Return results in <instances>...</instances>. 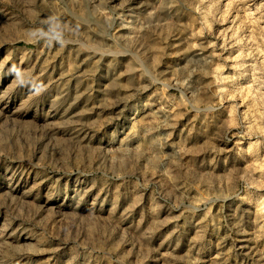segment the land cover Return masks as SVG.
Listing matches in <instances>:
<instances>
[{
    "label": "rangeland",
    "instance_id": "374dc122",
    "mask_svg": "<svg viewBox=\"0 0 264 264\" xmlns=\"http://www.w3.org/2000/svg\"><path fill=\"white\" fill-rule=\"evenodd\" d=\"M0 264H264V0H0Z\"/></svg>",
    "mask_w": 264,
    "mask_h": 264
},
{
    "label": "clouds",
    "instance_id": "9594fccd",
    "mask_svg": "<svg viewBox=\"0 0 264 264\" xmlns=\"http://www.w3.org/2000/svg\"><path fill=\"white\" fill-rule=\"evenodd\" d=\"M61 25L58 20H56L54 23H51L48 27V30L45 31L43 28H36L29 32L30 37L33 39L39 40V39H46L47 43L49 45L52 44L53 40L63 44V40L61 39L62 32L60 31ZM10 73L14 74L15 77V83L17 86H28L29 85V79L28 77L18 68L13 66L10 69ZM30 90L35 95H40L43 91H45V88H31Z\"/></svg>",
    "mask_w": 264,
    "mask_h": 264
}]
</instances>
